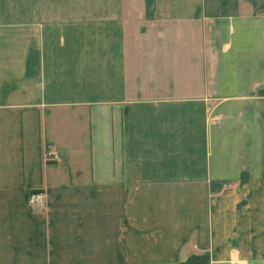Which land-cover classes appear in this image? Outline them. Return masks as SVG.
Returning a JSON list of instances; mask_svg holds the SVG:
<instances>
[{
    "label": "crops",
    "instance_id": "0c3cea01",
    "mask_svg": "<svg viewBox=\"0 0 264 264\" xmlns=\"http://www.w3.org/2000/svg\"><path fill=\"white\" fill-rule=\"evenodd\" d=\"M240 261L264 264V0H0V264Z\"/></svg>",
    "mask_w": 264,
    "mask_h": 264
},
{
    "label": "built area",
    "instance_id": "2783aa9c",
    "mask_svg": "<svg viewBox=\"0 0 264 264\" xmlns=\"http://www.w3.org/2000/svg\"><path fill=\"white\" fill-rule=\"evenodd\" d=\"M57 156L54 152H46L45 154V160L51 161L53 159H56ZM29 204L39 210H43L46 207V196L44 193L41 192H32L29 196ZM235 264H244L243 262H237Z\"/></svg>",
    "mask_w": 264,
    "mask_h": 264
},
{
    "label": "water",
    "instance_id": "95a60500",
    "mask_svg": "<svg viewBox=\"0 0 264 264\" xmlns=\"http://www.w3.org/2000/svg\"><path fill=\"white\" fill-rule=\"evenodd\" d=\"M243 205H245V203H243ZM243 205H241V206H243Z\"/></svg>",
    "mask_w": 264,
    "mask_h": 264
},
{
    "label": "rangeland",
    "instance_id": "374dc122",
    "mask_svg": "<svg viewBox=\"0 0 264 264\" xmlns=\"http://www.w3.org/2000/svg\"><path fill=\"white\" fill-rule=\"evenodd\" d=\"M247 264H248V262L247 261H245Z\"/></svg>",
    "mask_w": 264,
    "mask_h": 264
}]
</instances>
